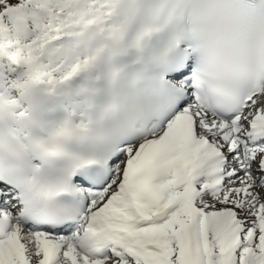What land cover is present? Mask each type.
Returning a JSON list of instances; mask_svg holds the SVG:
<instances>
[{
  "label": "snow or ice",
  "instance_id": "6c2138e0",
  "mask_svg": "<svg viewBox=\"0 0 264 264\" xmlns=\"http://www.w3.org/2000/svg\"><path fill=\"white\" fill-rule=\"evenodd\" d=\"M0 264H264V0H0Z\"/></svg>",
  "mask_w": 264,
  "mask_h": 264
}]
</instances>
